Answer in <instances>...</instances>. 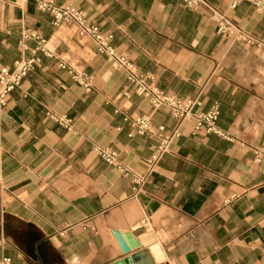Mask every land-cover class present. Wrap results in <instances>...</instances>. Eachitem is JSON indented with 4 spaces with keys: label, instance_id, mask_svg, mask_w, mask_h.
Segmentation results:
<instances>
[{
    "label": "crops",
    "instance_id": "1",
    "mask_svg": "<svg viewBox=\"0 0 264 264\" xmlns=\"http://www.w3.org/2000/svg\"><path fill=\"white\" fill-rule=\"evenodd\" d=\"M40 1L0 0V69L32 56L36 41L26 51L19 44L27 29L54 54L39 53L41 63L0 105V259L113 264L128 257L119 231L132 232L142 244L132 253L148 249L154 264H264V0L235 8L234 0H203L196 9L182 0H49L111 33L154 87L200 98V110L219 103L224 136L195 133V119L177 121L133 90L123 96L126 72L77 25L54 27ZM222 17L254 43L219 34ZM70 69L88 75L91 89ZM124 114L181 133L153 173L159 137L129 138ZM95 147L117 151L118 164ZM139 176L145 183L134 191Z\"/></svg>",
    "mask_w": 264,
    "mask_h": 264
},
{
    "label": "built area",
    "instance_id": "2",
    "mask_svg": "<svg viewBox=\"0 0 264 264\" xmlns=\"http://www.w3.org/2000/svg\"><path fill=\"white\" fill-rule=\"evenodd\" d=\"M242 1L243 0H234L232 7L235 8ZM182 2L187 8L196 9L202 4L203 0H182ZM38 7L41 11L50 14L52 17V25L54 27L68 24L77 25L80 35L88 36L96 42L99 54L105 55L108 59L115 61L118 67L126 72L128 88L127 91L123 93V96L128 97L130 90H133L136 95L148 99L154 110L167 108L171 116L177 121L183 122L195 119V133L204 129L209 134L224 136L222 131L218 128V120L221 115V106L219 103H214L208 110H200L203 106V101L200 98L184 99L174 93L154 87L149 83V77L147 75L144 76L138 74L135 65L124 55L117 52L112 44L113 35L111 33L103 32L97 25L88 23L85 13L79 8L73 5H57L49 0H41L38 3ZM218 33L227 35L237 34L238 37L246 43H254V40L250 36L238 32L237 29L234 28L224 17L221 18L218 25ZM30 40H34L37 43L36 47L31 51V57L22 58L13 70H8L7 68L0 69L1 106L6 105L7 96L12 91L19 88L23 80L35 69L36 65L41 63L42 60L39 53H42L45 57L49 58L54 56L48 46V40L43 35L29 29L22 32V38L19 42L23 51L28 49L27 43ZM60 67L62 69L67 68L63 63ZM74 72L73 69H70V73ZM74 78L79 79L80 84L86 90L91 89V84L89 83L90 77L88 75L75 72ZM120 112L119 109L115 110L116 114H119ZM49 117L61 127L66 129L72 127V120L67 116L50 114ZM123 121L133 129V131L128 134L129 138L135 136L145 137L155 132L158 135L159 141L152 147L151 155L148 159L150 173H153L156 170L163 157L169 151L171 143L181 137L178 128L169 131L165 125H160L155 131L151 118L147 116L131 117L128 114H124ZM94 151L106 163L112 165L118 164L117 151L102 147H95ZM261 157L262 152H257V158L261 159ZM121 170L125 174H128V171L125 168H122ZM144 183L145 178L140 176L135 177L134 191L144 185ZM0 264H11V259L7 257L2 258L0 259Z\"/></svg>",
    "mask_w": 264,
    "mask_h": 264
},
{
    "label": "water",
    "instance_id": "3",
    "mask_svg": "<svg viewBox=\"0 0 264 264\" xmlns=\"http://www.w3.org/2000/svg\"><path fill=\"white\" fill-rule=\"evenodd\" d=\"M114 235L120 245L122 253L128 257L113 264H154L153 257L148 249L132 253L142 246L141 242L132 232L114 231Z\"/></svg>",
    "mask_w": 264,
    "mask_h": 264
},
{
    "label": "rangeland",
    "instance_id": "4",
    "mask_svg": "<svg viewBox=\"0 0 264 264\" xmlns=\"http://www.w3.org/2000/svg\"><path fill=\"white\" fill-rule=\"evenodd\" d=\"M217 32H218V28H217ZM219 34H222V33H219ZM223 35H227V34H223ZM227 36H229V35H227Z\"/></svg>",
    "mask_w": 264,
    "mask_h": 264
}]
</instances>
